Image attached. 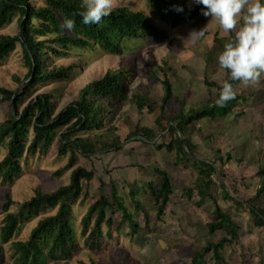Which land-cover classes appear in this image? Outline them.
<instances>
[{
    "label": "trees",
    "instance_id": "16d2710c",
    "mask_svg": "<svg viewBox=\"0 0 264 264\" xmlns=\"http://www.w3.org/2000/svg\"><path fill=\"white\" fill-rule=\"evenodd\" d=\"M146 2L150 10L123 3L115 6L99 24H85L79 14L83 11L82 0H0V28L10 25L16 17L20 23L17 32L0 34V61L10 57L21 43L28 66L26 75L12 74L15 88L0 82V106L5 115L0 123V182L12 185L31 161L58 166L59 169L53 171L54 177L73 169L70 182L53 191L37 186L31 196H23L20 200L14 199L9 189L5 191V198L0 199L3 215L0 218V264H71L73 254L81 246L102 251L108 243L121 249L136 247L133 252L137 257L146 264H156L154 260L160 256V249L153 235L148 237L143 227L135 223L123 195H116V204L111 201L105 192L104 180L96 176L93 155L101 152L105 155L113 149L135 153L165 149L170 154L174 152L171 157L174 155L178 164L194 171V177L199 181L209 163L199 158L204 155V149L194 139L192 125L196 119H203L209 113L216 118L219 109L223 110L222 116L234 111L229 104L232 101L238 104L242 95L237 94L226 106L219 107L213 100L215 94L210 92L205 102L207 106L200 110L186 91L177 112L172 105L169 106L173 99L179 100L174 91L175 82L171 77L174 70L170 60H162L151 68V77L159 83L151 88L142 81L134 85L140 78L138 68H133L132 58H126L122 66H110L103 75L87 81L70 105L59 112H56V106L60 100L54 101L51 97L63 92L64 81L51 83L52 88L41 91L36 100L28 99L32 91L30 86L60 80L77 71V66L72 70L69 65L59 64L56 57L69 55L72 50L97 47L120 53L130 48V42L137 37L162 39L165 31L161 21L181 26L206 19L202 14L203 6L195 0ZM65 19L74 21L73 29L62 27ZM177 41L178 37L172 41L176 46L174 49L178 47ZM184 46L195 52L192 47ZM215 53H218L217 45L209 55L199 58L190 59L185 51L183 68L196 76L199 60L203 56L208 62L216 60ZM160 71L163 75L159 74ZM204 82L219 92V82L208 78ZM231 82L234 86L239 83ZM24 95L26 98L19 100ZM127 104L138 111L140 118L137 126L123 137L116 119L120 111L126 112L127 119L132 118L128 108L123 109ZM113 119L115 123L111 122ZM215 135L207 134L210 139ZM212 149L219 152L217 161H220L223 151L220 147ZM44 157L48 159H42ZM81 157L89 164L81 162ZM154 168L161 179L159 183L148 182L151 197L158 207L157 218L161 220L172 202L175 188L162 164H155ZM252 178L251 187L259 184L252 197L244 198L238 194L239 185L248 188L245 181L233 185L227 192L234 208L246 213L251 223L232 208L224 209L218 198L211 197L218 216L209 223L207 242L185 264H207L209 255L215 264H226V248L239 243L245 227L249 231L257 228L264 241V174L259 172ZM93 179L99 184L96 198L91 188ZM184 190L183 195L201 207L204 192L194 185L192 177L186 178ZM231 193L241 198L233 197ZM135 204L144 212L149 225V212L139 200ZM78 206L85 209L76 213ZM221 230L226 235L217 238L215 233ZM262 254L264 257V252Z\"/></svg>",
    "mask_w": 264,
    "mask_h": 264
},
{
    "label": "rangeland",
    "instance_id": "374dc122",
    "mask_svg": "<svg viewBox=\"0 0 264 264\" xmlns=\"http://www.w3.org/2000/svg\"><path fill=\"white\" fill-rule=\"evenodd\" d=\"M123 3L150 10L146 0H115L116 6H122ZM210 20L211 17H206L204 22H191L182 26L161 21L163 31H165L164 40L137 37L130 42V48L124 49L120 53H111L99 47L93 50H72L69 55L56 57V61L59 64L69 65L72 70L77 66L78 69L74 72V75L69 74V76H65L60 80L30 86L32 91L29 93L28 99L32 97L36 100L41 91L52 88L51 83L64 81L63 92L53 94L51 97L54 101L57 98L60 100L56 106V112H59L65 106L70 105L72 100L76 98L78 90L87 81L100 74L103 75V71L110 66H122L126 58H132L134 60L133 68H138L140 78L134 82V85L142 81L151 88H155L159 83L151 77V68L156 67L162 60H170L174 70V74L171 76L175 82L174 91L179 96V100L177 98L173 99L169 106L172 105L173 110L180 111L182 100L189 93L190 99H193L199 109L202 110L207 106L205 102L210 97V92L215 94L213 100H216V94L218 93V89L210 88L204 82L205 78L220 83L224 80L223 75L226 71L221 70L217 59L208 62L206 57L203 56L199 60L198 70L196 76H194L183 68L184 59L182 55L185 51H188L187 56L190 59L209 55L208 53L217 44L218 39L217 46L223 50V45L229 38L227 34L221 33L217 21ZM19 26V17H16L10 25L0 28V34L17 32ZM204 27L206 29L202 37L196 40L190 38L193 31H199ZM174 37H178L177 49H174L176 46L172 42ZM184 45L192 47L195 52L192 49L188 50ZM218 54L215 53V56L218 57ZM16 72H20L22 75H26L28 72L21 43L18 44L17 50L10 57L0 61L1 84L15 88L12 82V74ZM159 74L163 75V72L160 71ZM26 81L25 79L24 82ZM235 88L237 94L242 96L238 104H229L231 108L234 107V111L222 116L223 110L219 109L216 118H213L209 113L203 119H196L192 126L195 128L194 139L201 143L204 149L202 157L215 160L219 156V152L212 148L220 147L223 151V158L217 162V167L221 166L229 177L232 176L233 180L236 176H244L239 182L245 181L248 188L239 185L238 193L244 198H250L259 187V184L251 187L250 182H254L252 177L259 172L264 174V83L255 87H245L239 83ZM23 98H26V95L20 97L19 100ZM261 99L262 101H260ZM127 108L132 118L127 119L126 112L120 111L116 119L117 124L120 125L119 133L123 137L127 135L128 130L131 131L137 126L140 118V114L135 108L129 107L128 104L123 107L124 110ZM146 108L148 107L146 106ZM4 117V111L0 106V123L3 122ZM111 122L115 123V119ZM210 133L216 135L210 139L207 136ZM244 134L246 135L242 136ZM256 140H258L257 144ZM248 141L250 142L247 144ZM209 142H211V145H208ZM102 153L93 155L96 176L104 180V185L106 184L105 192L111 201L116 204V195H123L125 203L134 215L135 223L138 222L143 227V231L148 237L153 235L160 249V256H157L154 262L156 264H185L188 262L192 255L207 242L208 223L218 216L216 208L209 200H201L200 207L183 195L187 177H192L194 185L200 182L194 177V171L186 169L184 164H178L174 155L171 157L174 152L170 154L165 149L142 151L141 153L113 149L106 152L105 155ZM193 154L196 155V153ZM42 159L48 158L44 157ZM49 159L53 160L51 155ZM83 159L80 158L81 162L88 165L89 161ZM222 161L224 162L222 163ZM155 164H162L168 170L175 188L172 202L168 204L166 214L161 220L157 218L158 207L151 197L148 182V180H152L159 183L161 179L154 168ZM58 169V166H48L44 162L31 161L29 166L25 168L23 175L18 177L12 185H5L0 182V199L5 198L7 189H9L14 199L20 200L23 196H31L37 186H41L47 191H53L61 185L68 184L73 169H70L63 176L54 177L53 171ZM213 179L216 184L212 185V192L218 196L221 207L224 209L230 207L232 202L224 200V197L228 198V196L219 187L221 181ZM98 185V181L95 179L91 181L92 194L95 198ZM136 200H139L149 212V225L144 212L138 210L135 204ZM83 209L85 207L78 206L76 213ZM236 213L241 215L247 223H251L246 213L239 209L236 210ZM2 216L0 212V218ZM132 227L133 225H130V228ZM23 230L19 233V236ZM225 235L226 232L224 231L215 233L217 238H222ZM157 238H162L165 241V250L160 247ZM135 248L124 247L121 249L114 243H108L102 251H94L81 246L73 254L71 264H146L142 258L134 254L133 249ZM262 251L264 252V241L261 232L257 228H254V231H249L245 227L239 243L228 246L224 253L227 256V264H264ZM207 259V264H215L210 255ZM60 264H63V262H60Z\"/></svg>",
    "mask_w": 264,
    "mask_h": 264
},
{
    "label": "clouds",
    "instance_id": "9594fccd",
    "mask_svg": "<svg viewBox=\"0 0 264 264\" xmlns=\"http://www.w3.org/2000/svg\"><path fill=\"white\" fill-rule=\"evenodd\" d=\"M195 3L203 6L202 14L211 17L210 21H217L221 33L227 34L229 38L224 43L223 50L217 46L219 67L226 72L223 75L224 80L220 82V90L215 104L224 107L236 98L235 86L239 83L245 87H255L264 83L262 79L264 78V0H195ZM115 6V0H82L81 7L83 11L79 14L83 23L99 24L104 17L111 14ZM62 27L71 30L74 27V21L65 19ZM206 27L199 31H193L190 38L196 40L202 37ZM164 39L163 37L155 40L161 41ZM231 81L239 83L234 86ZM199 158L209 163V168L200 178L199 184H196V187L204 192L205 199H202L203 201L209 200L212 204L211 197H218L212 192V185L216 184L213 178L221 181L219 187L225 192L226 196H228L226 192H229L231 187L237 184L242 177L244 178L241 175L240 177L236 176L233 180L227 172L223 169L220 170L222 167L216 165L219 156L215 160ZM207 174L209 175L207 176ZM225 187L226 191L224 190ZM231 196L241 198L233 193H231ZM224 200L232 202L230 208L234 211L238 209L234 208L235 204L229 196L228 198L224 197Z\"/></svg>",
    "mask_w": 264,
    "mask_h": 264
},
{
    "label": "water",
    "instance_id": "95a60500",
    "mask_svg": "<svg viewBox=\"0 0 264 264\" xmlns=\"http://www.w3.org/2000/svg\"><path fill=\"white\" fill-rule=\"evenodd\" d=\"M256 143H257V140H256ZM157 242H159L160 247L165 250V241L162 240V238H157Z\"/></svg>",
    "mask_w": 264,
    "mask_h": 264
},
{
    "label": "crops",
    "instance_id": "0c3cea01",
    "mask_svg": "<svg viewBox=\"0 0 264 264\" xmlns=\"http://www.w3.org/2000/svg\"><path fill=\"white\" fill-rule=\"evenodd\" d=\"M246 134H247V133H246ZM246 134H244V135H242V136H245ZM242 136H241V137H242ZM249 142H250V141H248V142H246V143L248 144ZM246 148H247V147H246ZM226 264H227V263H226Z\"/></svg>",
    "mask_w": 264,
    "mask_h": 264
}]
</instances>
